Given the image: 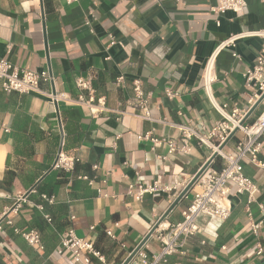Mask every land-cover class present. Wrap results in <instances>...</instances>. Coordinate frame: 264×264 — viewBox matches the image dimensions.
Wrapping results in <instances>:
<instances>
[{
    "label": "crops",
    "instance_id": "1",
    "mask_svg": "<svg viewBox=\"0 0 264 264\" xmlns=\"http://www.w3.org/2000/svg\"><path fill=\"white\" fill-rule=\"evenodd\" d=\"M246 4L237 16L212 14L217 0H0V60L52 78L28 95L0 87V216L25 198L13 226L2 224L0 264H75L61 247L69 229L91 241L107 264L125 262L213 154L194 141L188 156L170 155L166 142L180 144V132L136 117L133 82H142L154 119L213 130L221 116L203 89V72L229 38L264 31V2ZM263 49L264 38L246 37L219 52L213 85L219 105L251 109L243 74ZM79 79L91 82V107L80 102L90 95ZM53 91L65 98L53 102ZM263 112L264 103L251 120ZM241 138L237 133L224 151L233 153ZM61 149L79 158L73 173L51 170ZM211 166L223 162L217 157ZM244 173L259 185L264 205V172L245 163ZM137 175L176 189L137 202L126 195ZM229 201L230 217L203 215L201 234L170 264H264L256 255L257 244L264 249V225L258 236L251 229L264 212L256 204L248 211L243 195ZM189 203L184 199L163 224L181 221ZM15 228L38 231L44 250ZM159 249L153 236L142 251L152 257Z\"/></svg>",
    "mask_w": 264,
    "mask_h": 264
},
{
    "label": "built area",
    "instance_id": "2",
    "mask_svg": "<svg viewBox=\"0 0 264 264\" xmlns=\"http://www.w3.org/2000/svg\"><path fill=\"white\" fill-rule=\"evenodd\" d=\"M65 1L67 4L72 5L78 3L79 0ZM261 1L264 2V0ZM246 6V0H217V5L211 8V12L215 15L233 12L237 16H242ZM246 37L264 38V31L229 38L206 63L202 86L210 104L221 116V121L208 133H205L203 125L187 126L154 119L148 108V102L142 89V82L140 80L133 82L135 99L140 109L136 117L145 121L165 123L180 132V144L174 140L166 142L170 155L188 156L191 152V144L195 141L201 146L210 148L213 153L217 152L218 158L223 162V167L221 171H217L210 166L199 178L194 188L185 197L190 203L182 212L181 221L164 227L163 225L160 226L154 234L160 242L159 251L150 257L141 250L131 264H170V259L173 256L184 255L189 241L202 232L200 218L203 215L210 214L221 220H226L230 217L232 207L229 197L232 194L247 197L248 211L252 205L256 204L264 212V205L258 202V197L261 193L259 185L244 173L245 163L251 164L264 172V161L260 159V155L264 151V112L252 123L247 122L241 125L248 111L229 110L228 105H219L213 96V85L218 81L216 60L219 52ZM243 78L245 87L251 92L248 103L253 107L264 94V49L257 56L254 65L245 71ZM51 82L52 78L48 72L37 73L32 69H21L8 61L0 60V87L7 93L17 92L25 95L37 93L41 91L42 84ZM116 82L117 84H123L124 77L117 78ZM77 86L80 90L89 92V99L85 100L81 97L80 102L91 107L95 103L91 82L79 79ZM49 96L53 102H58L65 98L63 94L54 95L51 93ZM99 102L101 103V101ZM92 113H94L93 110ZM236 129L239 130L238 133L242 135V138L237 143L234 152L227 153L224 150H220L221 146ZM155 142L159 141L155 140ZM79 162L78 157L61 149L52 165V170L65 174L73 173ZM94 169L97 170L98 166H94ZM81 179L90 183L93 182L87 176H83ZM175 189L176 186L164 185L159 181L146 183L140 175H137L136 180L129 184L126 195L137 202H143L148 197L171 193ZM44 198L50 203L54 201V198ZM24 200V197H20L12 209L0 216V233L2 232L3 223L13 226L11 216L19 214L21 203ZM263 225L264 218L258 223L251 220V229L255 236H258V232ZM14 230L16 234L22 236L38 252L44 250L38 231H24L17 228ZM107 234L115 238L112 232L108 231ZM61 247L64 254L70 256L75 264H94L92 258H96L101 264H107L105 257L96 250L94 244L85 238L77 237L74 229H69L61 236ZM256 255L264 257V249L260 244H257Z\"/></svg>",
    "mask_w": 264,
    "mask_h": 264
},
{
    "label": "water",
    "instance_id": "3",
    "mask_svg": "<svg viewBox=\"0 0 264 264\" xmlns=\"http://www.w3.org/2000/svg\"><path fill=\"white\" fill-rule=\"evenodd\" d=\"M53 94L56 95V91H53ZM264 103V94L262 97L255 103L253 107L248 111L247 115L243 119L241 125L246 124L252 117L257 113L260 106ZM238 129H236L227 141L221 146L220 150H224L226 146L235 138L238 133ZM217 152L213 153L210 159L203 165V167L197 172V174L193 177V179L187 184V186L182 190L179 196L175 199V201L170 205L167 211L160 217L151 231L147 234V236L142 240V242L137 246V248L131 253V255L125 260L123 264H131V262L135 259L137 254L144 248V246L148 243V241L154 236V234L158 231L161 225L168 219L170 214L179 206V204L185 199V197L191 192L194 188L195 184L199 180V178L203 175V173L214 163L217 159ZM52 170V169H51ZM33 191V189L31 190ZM30 191V192H31Z\"/></svg>",
    "mask_w": 264,
    "mask_h": 264
},
{
    "label": "trees",
    "instance_id": "4",
    "mask_svg": "<svg viewBox=\"0 0 264 264\" xmlns=\"http://www.w3.org/2000/svg\"><path fill=\"white\" fill-rule=\"evenodd\" d=\"M252 122H253V120H249V121H248V123H252ZM214 168H215L217 171H221V169H222L221 167H217V166L214 167Z\"/></svg>",
    "mask_w": 264,
    "mask_h": 264
},
{
    "label": "bare ground",
    "instance_id": "5",
    "mask_svg": "<svg viewBox=\"0 0 264 264\" xmlns=\"http://www.w3.org/2000/svg\"><path fill=\"white\" fill-rule=\"evenodd\" d=\"M166 226V224H163V227Z\"/></svg>",
    "mask_w": 264,
    "mask_h": 264
}]
</instances>
